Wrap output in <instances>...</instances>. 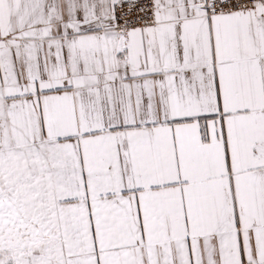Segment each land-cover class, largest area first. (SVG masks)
<instances>
[{
    "label": "snow or ice",
    "instance_id": "1",
    "mask_svg": "<svg viewBox=\"0 0 264 264\" xmlns=\"http://www.w3.org/2000/svg\"><path fill=\"white\" fill-rule=\"evenodd\" d=\"M0 264H264V0H0Z\"/></svg>",
    "mask_w": 264,
    "mask_h": 264
}]
</instances>
